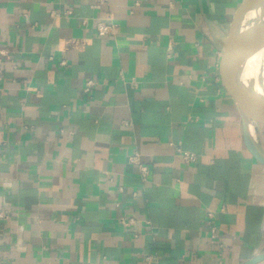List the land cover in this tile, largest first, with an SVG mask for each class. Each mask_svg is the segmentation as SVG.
Here are the masks:
<instances>
[{
	"label": "crops",
	"instance_id": "1",
	"mask_svg": "<svg viewBox=\"0 0 264 264\" xmlns=\"http://www.w3.org/2000/svg\"><path fill=\"white\" fill-rule=\"evenodd\" d=\"M242 1L0 0V264L264 252V167L221 63ZM252 125L264 151V124Z\"/></svg>",
	"mask_w": 264,
	"mask_h": 264
},
{
	"label": "water",
	"instance_id": "2",
	"mask_svg": "<svg viewBox=\"0 0 264 264\" xmlns=\"http://www.w3.org/2000/svg\"><path fill=\"white\" fill-rule=\"evenodd\" d=\"M264 37V0H243L235 10L221 50L223 72L239 110L242 140L247 152L264 167V151L255 140L253 123L264 124V90L243 80L241 68ZM264 252L241 264H259Z\"/></svg>",
	"mask_w": 264,
	"mask_h": 264
},
{
	"label": "built area",
	"instance_id": "3",
	"mask_svg": "<svg viewBox=\"0 0 264 264\" xmlns=\"http://www.w3.org/2000/svg\"><path fill=\"white\" fill-rule=\"evenodd\" d=\"M95 30L97 32V35L100 37H104V36H114V34L116 33V26L113 24H105L102 22H99L96 24ZM93 83L92 82H86L85 87L83 92L84 93H89L92 89H93ZM175 147V151L178 154V156L181 158L182 162L186 165H190L192 163L195 162L196 160V156L190 152H187L185 150H183L180 146H174ZM131 163H135L138 166L139 169V178L141 182H144L147 177H148V169L143 166L140 165L138 163L137 160V156L134 155L131 159H130ZM1 217V215H0ZM130 223V221H127L125 219H121L120 220V224L124 227L128 226ZM206 225L209 226L211 228V233L214 234L215 228L214 226H212V216L210 214H207V222Z\"/></svg>",
	"mask_w": 264,
	"mask_h": 264
},
{
	"label": "bare ground",
	"instance_id": "4",
	"mask_svg": "<svg viewBox=\"0 0 264 264\" xmlns=\"http://www.w3.org/2000/svg\"><path fill=\"white\" fill-rule=\"evenodd\" d=\"M262 48V51H261ZM264 52V37L256 45L255 48L248 54L246 61L241 68V77L243 80L251 81L253 86L257 89L264 90V70L262 67V56ZM264 55V54H263Z\"/></svg>",
	"mask_w": 264,
	"mask_h": 264
},
{
	"label": "rangeland",
	"instance_id": "5",
	"mask_svg": "<svg viewBox=\"0 0 264 264\" xmlns=\"http://www.w3.org/2000/svg\"><path fill=\"white\" fill-rule=\"evenodd\" d=\"M261 51H262V48H261ZM264 52L261 54L262 56V59H261V62H262V67H263V70H264Z\"/></svg>",
	"mask_w": 264,
	"mask_h": 264
}]
</instances>
